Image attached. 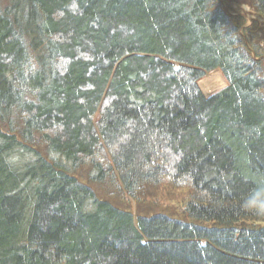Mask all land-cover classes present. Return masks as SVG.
<instances>
[{"label": "trees", "instance_id": "trees-1", "mask_svg": "<svg viewBox=\"0 0 264 264\" xmlns=\"http://www.w3.org/2000/svg\"><path fill=\"white\" fill-rule=\"evenodd\" d=\"M223 6L0 0V264H264V47Z\"/></svg>", "mask_w": 264, "mask_h": 264}, {"label": "rangeland", "instance_id": "rangeland-1", "mask_svg": "<svg viewBox=\"0 0 264 264\" xmlns=\"http://www.w3.org/2000/svg\"><path fill=\"white\" fill-rule=\"evenodd\" d=\"M224 4V9L233 17H241L245 20V25L241 28L243 33L244 29H247V33L253 34L255 37V42L258 47H264V20L261 16L251 12L248 14L249 10L245 7L242 2L233 1L227 3L222 0ZM255 20V22H254ZM216 79L215 85L210 83V80ZM202 93L209 97L218 91L222 90L226 86V81L223 75L220 72H214L207 75L201 82L198 84ZM189 194V193H188ZM125 196V206L133 214L135 213H145L144 215L149 216L155 213H165L170 216L183 217L181 214L184 211L185 200H187L188 195L186 196V191H175L171 194H162L160 193L158 199H147L146 201H137L134 199L128 198ZM158 197V196H157ZM257 227L264 226V222L255 224Z\"/></svg>", "mask_w": 264, "mask_h": 264}, {"label": "clouds", "instance_id": "clouds-1", "mask_svg": "<svg viewBox=\"0 0 264 264\" xmlns=\"http://www.w3.org/2000/svg\"><path fill=\"white\" fill-rule=\"evenodd\" d=\"M242 208L255 211L257 214L264 210V190L254 191L246 196L242 201Z\"/></svg>", "mask_w": 264, "mask_h": 264}, {"label": "bare ground", "instance_id": "bare-ground-1", "mask_svg": "<svg viewBox=\"0 0 264 264\" xmlns=\"http://www.w3.org/2000/svg\"><path fill=\"white\" fill-rule=\"evenodd\" d=\"M217 80L216 79H212V80H210V83L212 84V85H215V82H216Z\"/></svg>", "mask_w": 264, "mask_h": 264}]
</instances>
